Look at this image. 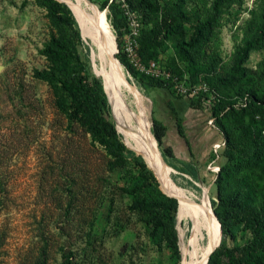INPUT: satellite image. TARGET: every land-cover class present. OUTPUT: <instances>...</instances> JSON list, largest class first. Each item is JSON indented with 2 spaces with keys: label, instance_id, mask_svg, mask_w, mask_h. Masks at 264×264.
<instances>
[{
  "label": "rangeland",
  "instance_id": "374dc122",
  "mask_svg": "<svg viewBox=\"0 0 264 264\" xmlns=\"http://www.w3.org/2000/svg\"><path fill=\"white\" fill-rule=\"evenodd\" d=\"M38 1L0 0V264H36L42 258L43 264H181L192 249L191 218L178 217L177 198L165 192L118 128L103 82L92 68L90 41L69 6L55 0L69 9L73 25L56 20L54 15L63 12L48 0ZM87 2L106 11L114 57L141 94L150 132L153 113L169 99L199 107L172 95L148 65L186 76L190 86L212 84L231 72L235 52L257 35L264 18V0H224L214 26L203 30L185 57L178 43L190 40L196 24L209 16L213 0H127L140 17L141 3L152 5L136 38L134 65L118 51V0ZM48 50L68 52L71 58L56 60ZM243 66L231 83L215 82L217 98L238 100L235 95L249 91L264 100V39L252 46ZM35 70L67 83L86 81L101 93L104 116L117 134L114 145L107 148L92 140L85 110L68 125L59 103L69 104L78 94L51 86L35 77ZM220 121L234 146L232 159L226 161L225 144L217 148V157L212 149L206 156L198 154L196 177L179 171L192 166L166 155L151 136L172 182L196 203L203 194L207 197L220 226L213 250L218 259L233 256L236 261L246 244L264 237V147L256 148L252 141L264 129V119L255 124L250 110H240Z\"/></svg>",
  "mask_w": 264,
  "mask_h": 264
},
{
  "label": "trees",
  "instance_id": "16d2710c",
  "mask_svg": "<svg viewBox=\"0 0 264 264\" xmlns=\"http://www.w3.org/2000/svg\"><path fill=\"white\" fill-rule=\"evenodd\" d=\"M48 1L49 4H52L53 6L57 7L58 10L63 12V15H54V18L56 20H59L62 23H66V24L69 23L70 25L74 24V19L65 4L61 2H57L55 0H48ZM222 1L224 0H213L209 16L205 20L196 24L195 29L193 31V36L190 38V40L187 42L180 41L178 43V48L185 57H189L187 50L189 48H192L198 40L202 39L203 30H209L212 26H214L215 21L219 16L218 7ZM38 3L43 4V0H39ZM141 12H142L141 20L147 23L150 13L152 12V5L141 3ZM122 25H123V20H122ZM60 30L62 29H59L58 33H60L59 32ZM119 31L121 32V30ZM169 33H170V29L166 28L164 30V34L167 35ZM51 39L54 41L55 40L54 36H52ZM263 39H264V18L259 27L257 35L254 36L253 38H249L245 40L242 47L235 52L234 63L231 72L226 77L217 78L215 82L225 83V84L231 83L236 77V75L244 70L243 63L247 60L249 51L252 48V46L258 41ZM47 53L50 55L51 58H54L56 60H68L71 58V54L68 52L48 50ZM188 60L191 61V58H188ZM34 76L46 81L51 86H56L57 84H59L61 88L64 89L66 92L78 94L79 97L74 98L69 104H65L63 102L59 103L60 109L66 113V119L68 125L72 124V122L77 119L79 112L81 110H85L89 115L88 127L92 140L96 141L98 144L103 145L107 148H111L114 145L117 134L115 132L114 123L104 116L106 113L105 110L106 102L101 93H98L97 90L95 91L86 81H82V82L76 81L74 83H67L55 77L54 75H51L48 72H42L38 70L34 71ZM215 82L213 81L212 84H207V85L216 92ZM244 95H247V104L245 107H234L233 104L235 103L236 100L230 97L223 101L218 98V100L215 101L214 105L208 108L213 117L214 124L217 126V128L219 129V131H221L223 135V140L225 144L224 154H226V161H231L232 156L230 154V150L234 146H232V143L228 138L227 132L225 131V128L222 122L220 121L222 117L234 111L250 110L252 121L255 124H258L264 119V100L258 98L252 92L249 91H245L235 96L242 97ZM189 101L196 107H202L199 100L189 99ZM169 108L171 110L172 116L176 119L178 124L179 117L176 111L172 108L171 105L169 106ZM261 130H263V128H259L256 132V135H254L252 138V141L254 142L256 148L264 147L263 146L264 139L261 137L260 134ZM151 133L157 144L159 146H163V152L166 155L172 156L171 149L169 148V146H166L163 143V137L166 133V126L163 123L158 122L152 118ZM256 152L257 150H254V152H252L250 156H252V158L255 157ZM179 171L188 173L193 177H196L197 174V168L195 166H192L189 169L180 168ZM259 240L260 242L258 244H256V242L246 244V246L243 248V253L241 255V258L237 259L236 261H234L235 258H233V256L231 257L232 260L225 261L227 259L226 258L220 261L218 259V253H216L217 252L216 249L211 253L206 264H264V259L260 252V249L264 251V237L259 238ZM43 262L44 260L42 258L36 264H43Z\"/></svg>",
  "mask_w": 264,
  "mask_h": 264
},
{
  "label": "bare ground",
  "instance_id": "6f19581e",
  "mask_svg": "<svg viewBox=\"0 0 264 264\" xmlns=\"http://www.w3.org/2000/svg\"><path fill=\"white\" fill-rule=\"evenodd\" d=\"M62 1L71 9L82 35L90 41L92 68L103 82L118 128L129 140V144L143 155L165 192L177 198L178 217L188 215L191 218L192 249L188 252V256L183 258L181 264H203L220 234V226L208 207L205 195L200 204L196 203L185 194L182 188L172 182L166 172L165 169L170 170V168L161 159L151 136L149 121L141 108V94L136 86L126 80L119 61L114 57V35L107 22L106 11H96L87 0ZM199 240L202 244L197 247Z\"/></svg>",
  "mask_w": 264,
  "mask_h": 264
},
{
  "label": "crops",
  "instance_id": "0c3cea01",
  "mask_svg": "<svg viewBox=\"0 0 264 264\" xmlns=\"http://www.w3.org/2000/svg\"><path fill=\"white\" fill-rule=\"evenodd\" d=\"M166 106L160 105L152 118L166 126L163 143L171 149L172 157L180 162L196 167L197 155L207 154L217 143L223 142V135L206 107L193 108L182 99H169ZM176 111L178 124L172 116L169 106ZM178 125V126H177ZM199 134L195 136V134Z\"/></svg>",
  "mask_w": 264,
  "mask_h": 264
},
{
  "label": "built area",
  "instance_id": "2783aa9c",
  "mask_svg": "<svg viewBox=\"0 0 264 264\" xmlns=\"http://www.w3.org/2000/svg\"><path fill=\"white\" fill-rule=\"evenodd\" d=\"M118 6L122 12L121 17L123 25L120 28L122 32L118 51H120L126 57L129 63L134 65L138 64L136 57V38L140 34L142 27V20L139 14L131 7L127 0H118ZM150 71L155 73L159 78L164 79L168 84V88L174 96H185L192 100H199L202 107L209 108L214 105L215 101L218 100V94L211 89L207 84L188 85L187 77L180 78L178 75L159 69L155 63L151 62L148 67ZM247 104V95L239 97L238 100L233 104L234 107H245ZM227 109V108H226ZM258 117V116H257ZM213 122V119L209 121ZM261 137L264 139V129L260 132ZM221 143L214 144L212 151L217 157V148L223 145Z\"/></svg>",
  "mask_w": 264,
  "mask_h": 264
},
{
  "label": "water",
  "instance_id": "95a60500",
  "mask_svg": "<svg viewBox=\"0 0 264 264\" xmlns=\"http://www.w3.org/2000/svg\"><path fill=\"white\" fill-rule=\"evenodd\" d=\"M60 1H62V0H60ZM62 2H64V1H62ZM65 3V2H64ZM154 138V137H153ZM164 162V161H163ZM164 164H165V162H164ZM204 195V194H203ZM206 197V196H205ZM206 199H207V197H206ZM218 245V244H217ZM215 248V247H214ZM214 248L210 251V253L214 250ZM209 253V254H210ZM209 256V255H208ZM208 256H207V258L205 259V262L203 263V264H205L206 262H207V259H208Z\"/></svg>",
  "mask_w": 264,
  "mask_h": 264
}]
</instances>
